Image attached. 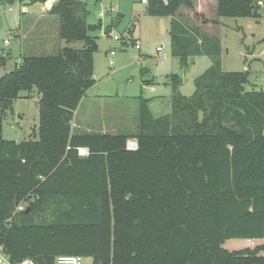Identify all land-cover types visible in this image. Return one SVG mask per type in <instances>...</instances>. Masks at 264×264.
Segmentation results:
<instances>
[{"label": "trees", "instance_id": "16d2710c", "mask_svg": "<svg viewBox=\"0 0 264 264\" xmlns=\"http://www.w3.org/2000/svg\"><path fill=\"white\" fill-rule=\"evenodd\" d=\"M258 2L216 0L215 15L258 19ZM182 6L194 9L192 0H148L145 11L170 17L182 66L191 56L210 64L188 96L171 75L168 114L154 117L137 96L129 134L72 127L95 83L90 32L100 23L86 21L84 0H55L47 11L66 45L23 56L0 77V246L10 263L78 254L91 264H264V89L245 87L248 69H222L219 39L184 25ZM21 91L39 96L35 135L4 139L2 119ZM129 138L136 149L126 148ZM229 239L247 244L225 247Z\"/></svg>", "mask_w": 264, "mask_h": 264}, {"label": "rangeland", "instance_id": "374dc122", "mask_svg": "<svg viewBox=\"0 0 264 264\" xmlns=\"http://www.w3.org/2000/svg\"><path fill=\"white\" fill-rule=\"evenodd\" d=\"M84 1L88 10L86 21L100 23L95 31L90 32L97 43V51L93 56L95 84L84 95L75 111L73 129L77 124L80 126L78 129L84 131L105 130L123 134L135 131L139 95L148 99L147 106L154 117L168 114L172 74H177L183 80L179 87L180 93L188 96L193 92V79L210 64V59L206 56H191L186 66L180 64L178 57L171 53L169 16L147 13L140 0ZM48 7L47 1H0V55L7 57L6 65L0 66V77L11 71L23 56L51 55L60 46L66 45L63 39L55 36L57 16H42ZM261 14L258 19L219 17L223 23L217 29L221 38L223 70L248 68L250 76L245 85L247 89H264V6L261 7ZM37 20L40 23L35 27L34 21ZM131 24L134 29L128 32ZM42 25H46L50 32L44 47L39 41ZM16 28L26 32L19 52L15 47L18 40L11 36ZM114 36L118 39L114 40ZM3 39H8L9 43L4 44ZM135 40L140 43V49L135 48ZM69 45L80 44L75 42ZM156 46H163L161 53L156 51ZM111 50L114 52L112 56L109 55ZM250 50L255 52L256 57L249 56ZM110 58L113 60L112 64H109ZM141 68L144 69L143 73ZM143 80L148 81L150 84L147 85L152 87L142 86ZM38 100L39 96L35 91H21L18 98L13 100L11 109L2 119L4 139L20 141L35 135L38 125ZM133 139L129 138L127 141ZM79 152L84 153L85 150L80 149ZM26 205L27 201H23L16 210ZM246 242L229 239L224 246L244 247ZM91 261V257L86 256L83 264H91Z\"/></svg>", "mask_w": 264, "mask_h": 264}, {"label": "crops", "instance_id": "0c3cea01", "mask_svg": "<svg viewBox=\"0 0 264 264\" xmlns=\"http://www.w3.org/2000/svg\"><path fill=\"white\" fill-rule=\"evenodd\" d=\"M54 1L55 0H47V3L49 4V7L46 9L45 15H42V16H45V17L52 16L49 13H47V11H48V9L50 8V6L52 5V3ZM192 2L194 4V9L192 10V9H189V8H186V7H183V6L180 7V9L178 10V14L176 15L177 18L184 25L198 26L202 32L218 38L219 41H220V45H221V38L217 34V29L220 27V24L222 22L220 21L221 19L219 18L221 16H216L215 15L216 0H192ZM194 12L198 13V15L197 16L194 15ZM204 18L208 19L209 22L204 23L203 22ZM210 20H213L214 22H212ZM31 22H33V20ZM34 22H35V24L33 26H35V27L40 23V21H38V20L34 21ZM90 24H95V23H90ZM41 28H42V30H41L42 33H41V36L39 37V41L42 42L41 45H43L42 47H44V46H46V43L49 40L50 32L47 31L48 28H46V25H42ZM25 33H26L25 30L19 31L17 28L11 33V36L13 38H15L16 40H18V43L15 45L16 49H18V52L21 51L22 39H23V36H24ZM55 36H57V32L56 31H55ZM221 55H222V48H221V53H220V60H221ZM93 56H94V54H93ZM249 56L251 58H253V56H255V52L253 50L252 51L250 50ZM199 57H203V56H199ZM17 63H19V62H17ZM221 66H222V60H221ZM222 69H223V66H222ZM243 69H246V68H243ZM182 83H183V80H182ZM93 85L86 91V95L88 94L89 90L93 87ZM142 86H144L145 88H147L149 86L152 87V85H147V84H142ZM151 89H153V88H151ZM170 95H171V93H170ZM81 101H83V99ZM72 127H73V124H72ZM78 128H80V126L76 124L75 125V129L76 130H81V129H78ZM82 131H84V130H82ZM101 131H105V130H101ZM81 149L85 150V152L81 153V154H86L87 149H85V148H81Z\"/></svg>", "mask_w": 264, "mask_h": 264}, {"label": "built area", "instance_id": "2783aa9c", "mask_svg": "<svg viewBox=\"0 0 264 264\" xmlns=\"http://www.w3.org/2000/svg\"><path fill=\"white\" fill-rule=\"evenodd\" d=\"M141 3H143L144 5H147L148 0H140ZM261 6H264V0H259L258 2ZM114 40L118 39L117 36L113 37ZM3 43L4 44H8L9 40L8 39H3ZM134 46L136 49H140V43L135 40L134 42ZM163 50V46H156V51L161 53V51ZM114 54L113 50H111L109 52V55L112 56ZM113 60L110 58L109 59V64H112ZM126 148L127 149H136L137 148V142L135 139L133 140H129L126 142ZM83 259L84 257H82L81 255H76V254H63V255H58L55 259V264H83ZM0 264H12L9 262L4 249L2 246H0ZM15 264H35L34 261L30 258H24L23 260H21L18 263Z\"/></svg>", "mask_w": 264, "mask_h": 264}, {"label": "water", "instance_id": "95a60500", "mask_svg": "<svg viewBox=\"0 0 264 264\" xmlns=\"http://www.w3.org/2000/svg\"><path fill=\"white\" fill-rule=\"evenodd\" d=\"M2 23H1V19H0V27H1ZM182 80V79H181Z\"/></svg>", "mask_w": 264, "mask_h": 264}]
</instances>
